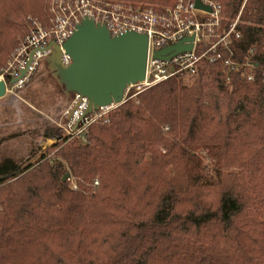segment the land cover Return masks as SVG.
<instances>
[{
    "label": "trees",
    "instance_id": "1",
    "mask_svg": "<svg viewBox=\"0 0 264 264\" xmlns=\"http://www.w3.org/2000/svg\"><path fill=\"white\" fill-rule=\"evenodd\" d=\"M220 1L236 33L194 87L147 90L88 145L49 128L36 164L0 166V264H264V0ZM28 16L51 26L45 0H0V73Z\"/></svg>",
    "mask_w": 264,
    "mask_h": 264
},
{
    "label": "built area",
    "instance_id": "2",
    "mask_svg": "<svg viewBox=\"0 0 264 264\" xmlns=\"http://www.w3.org/2000/svg\"><path fill=\"white\" fill-rule=\"evenodd\" d=\"M196 1L177 0L175 6L158 8L150 4H130L117 0H47L50 5L51 26L44 28L33 18L27 20L30 34L0 76V80L7 84V96H16L15 90L28 83L32 75L38 72L42 62L48 65L54 75L53 65L50 63L54 47L48 50L52 43L61 48L62 67H69L73 61L64 45L85 19L105 26L112 37H119L129 31L148 36L146 78L128 86L122 104L171 80L187 87L194 85L200 77L202 63L215 64L221 59L220 49L230 48L231 37L236 33L240 19L239 17L229 30H224L221 1L201 0L211 12L197 9ZM236 36L240 38L239 34ZM191 38L194 39L193 42H184ZM181 42L184 45L192 44L193 49L170 59L157 57L158 52ZM228 66L231 71L235 69L232 62ZM24 70L27 73L21 78ZM14 79H18V82L12 85L11 80ZM122 104L99 107L87 114L88 99L72 94L71 101L59 118H47L64 132L66 139L77 141L83 146L90 143V128L99 122L108 124L111 113ZM95 185L99 186V181ZM73 187L77 188L76 185Z\"/></svg>",
    "mask_w": 264,
    "mask_h": 264
},
{
    "label": "water",
    "instance_id": "3",
    "mask_svg": "<svg viewBox=\"0 0 264 264\" xmlns=\"http://www.w3.org/2000/svg\"><path fill=\"white\" fill-rule=\"evenodd\" d=\"M196 8L211 12L201 0L196 1ZM193 40L191 38L184 42ZM52 46L54 50L50 63L53 65L55 77L68 94H79L88 99L87 114L99 107L122 104L128 86L146 78L148 36L145 34L129 31L119 37H112L105 26L85 19L64 45L73 61L69 67H62L61 48L52 43L48 50ZM192 49V44L184 45L181 42L158 52L157 57L170 59ZM26 73V70L22 71L21 78ZM17 82L18 79L11 80L12 85ZM6 96L7 84L0 80V99ZM68 178L69 173L64 175L63 182H67Z\"/></svg>",
    "mask_w": 264,
    "mask_h": 264
},
{
    "label": "rangeland",
    "instance_id": "4",
    "mask_svg": "<svg viewBox=\"0 0 264 264\" xmlns=\"http://www.w3.org/2000/svg\"><path fill=\"white\" fill-rule=\"evenodd\" d=\"M117 1L139 5L150 4L158 8L170 7L143 1ZM48 6L50 8L49 3ZM30 18L32 16L25 18L26 25V21ZM14 54L0 76L9 67ZM195 84L189 85V88L194 87ZM15 95L0 99V166L6 160H11L25 170L31 164H36L42 154L55 144L56 141L45 137L47 129L56 127L47 117L57 119L58 116H55L57 111L66 104L67 95L68 102L71 101L72 94H67L48 65L42 62L38 72L32 75L26 85L16 89ZM76 145H79L77 141ZM70 176L69 174L68 180ZM70 183L74 186L75 179L72 178Z\"/></svg>",
    "mask_w": 264,
    "mask_h": 264
},
{
    "label": "crops",
    "instance_id": "5",
    "mask_svg": "<svg viewBox=\"0 0 264 264\" xmlns=\"http://www.w3.org/2000/svg\"><path fill=\"white\" fill-rule=\"evenodd\" d=\"M68 94V93H67ZM70 95V94H69ZM69 104V102H68V95H67V102H66V104H64L63 106H62V108L59 110V111H57V113H56V115L55 116H58V118L60 117V115L62 114V112L64 111V109L67 107V105Z\"/></svg>",
    "mask_w": 264,
    "mask_h": 264
}]
</instances>
